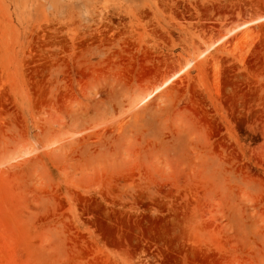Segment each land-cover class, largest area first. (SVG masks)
I'll list each match as a JSON object with an SVG mask.
<instances>
[{"label":"rangeland","instance_id":"rangeland-1","mask_svg":"<svg viewBox=\"0 0 264 264\" xmlns=\"http://www.w3.org/2000/svg\"><path fill=\"white\" fill-rule=\"evenodd\" d=\"M260 15L0 0V264H264Z\"/></svg>","mask_w":264,"mask_h":264},{"label":"bare ground","instance_id":"bare-ground-1","mask_svg":"<svg viewBox=\"0 0 264 264\" xmlns=\"http://www.w3.org/2000/svg\"><path fill=\"white\" fill-rule=\"evenodd\" d=\"M261 20H264V15H260V16H258V17H256V18H253V19H251V20H249L248 19V21L247 20H245L244 22H242V23H238V24H236L233 28H231V29H227L228 31L225 33V34H223L222 33V36L220 37V38H218V39H216V41L214 42V43H212L206 50H204V51H202L201 53H199L198 54V57L199 56H202L208 49H210L211 47H213L214 45H216L218 42H220L221 40H223V39H225L226 37H228L230 34H234V32H236L237 30H239V29H242V28H244V27H248V25L250 26V24L252 25L253 23H257V22H259V21H261ZM178 62H180V61H178ZM183 64V61L182 62H180V64ZM190 64H191V61H187L185 64H183V65H181V66H179L178 67V70H175V72H173L172 74H170L169 76H167L166 78L164 77V80L159 84V85H157L156 87H154V88H152V90H150V91H148L147 93H145L141 98H139L137 101H135V103L133 104V106H132V108H136V107H138V105H140L142 102H144L145 100H147L148 98H150L151 96H153L158 90H160V89H162L163 87H165V86H167L169 83H171L173 80H175L179 75H181L185 70H187V68L190 66ZM185 73V72H184ZM133 110V109H132ZM127 111V110H126ZM125 111V112H126ZM78 133H76V135H77ZM80 134V133H79ZM75 136V135H74ZM72 136H70V138H71ZM69 138V137H68ZM67 137H65V138H62V139H59V140H54V141H51V143H49V145L50 146H52V144H56V143H58V142H60V141H63V140H65V139H68ZM46 147V146H45ZM47 147H48V145H47ZM26 152H24V151H22V152H24L23 154H28V153H32V151L33 150H29V151H27V149L25 150ZM20 156H22V154L21 155H18V156H15L14 157V159H16V158H18V157H20ZM23 157V156H22ZM25 157V156H24ZM21 158V157H20ZM16 160H18V159H16ZM7 161V160H6ZM14 161V160H13ZM7 163H10V161L9 162H7ZM7 163H5V165L7 164Z\"/></svg>","mask_w":264,"mask_h":264}]
</instances>
